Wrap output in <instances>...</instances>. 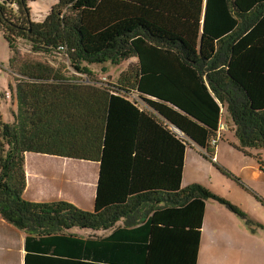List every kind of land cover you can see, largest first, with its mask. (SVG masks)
<instances>
[{
    "label": "trees",
    "instance_id": "trees-1",
    "mask_svg": "<svg viewBox=\"0 0 264 264\" xmlns=\"http://www.w3.org/2000/svg\"><path fill=\"white\" fill-rule=\"evenodd\" d=\"M30 1L0 0L17 100L0 114V263L197 264L207 203L246 216L181 188L185 154L222 172L224 112L237 151H264V0H58L40 22ZM19 42L67 66L19 59ZM134 60L94 83L93 65ZM30 156L97 164L92 211L23 199Z\"/></svg>",
    "mask_w": 264,
    "mask_h": 264
},
{
    "label": "rangeland",
    "instance_id": "rangeland-1",
    "mask_svg": "<svg viewBox=\"0 0 264 264\" xmlns=\"http://www.w3.org/2000/svg\"><path fill=\"white\" fill-rule=\"evenodd\" d=\"M58 0H34L28 2V8L30 9L29 15L33 22H40L42 21L45 16L50 12V10L57 4ZM18 51H19V59L24 57H30L31 59L41 61L44 63H48L52 65L53 67H60L64 68V66H67V61L64 57H45L41 54H33L30 51V48L26 43L19 42L18 43ZM10 57V50L8 47V44L5 42V40L2 37V34L0 33V114L3 117V120L5 123H11L14 120V115H17V100L15 96V88L11 87L10 85V73L8 69V61ZM137 63L136 60L133 62L126 61L121 63L119 66H112L109 63H105L102 65H93L92 71L93 73V81L95 84L100 83L101 81L105 80L106 84H113L118 79V76L121 72L126 71L129 66L132 64ZM67 70L71 71L69 67H67ZM104 82V83H105ZM8 96V98H7ZM221 122L229 127L227 124V118L226 113H223ZM229 129H231L229 127ZM228 133H233L231 130ZM234 135V134H233ZM223 140L220 141L222 143ZM191 148H193V145H191ZM190 148V149H191ZM251 153L254 154H260L261 157L264 159V151H251ZM237 152H233L230 157L225 161V165L228 168H224L221 165H219L216 160V164L221 168L222 172L219 171L216 166L213 167L214 173L217 175L213 177V184L208 186H201L205 188L207 191H209L211 194L221 197L227 202L229 200H233L235 202L240 201L243 206H236L238 210L246 216V219L240 218L236 215H234L232 212H230L226 207L220 208L223 213H226L230 217H232L230 221L229 228L234 231L244 230L247 235L250 233L252 234L254 230L258 231L259 235H262L264 237V230L259 228L258 223L255 221L253 216L256 218V220H263L264 221V207L255 199L250 196V194L246 193L247 191L240 187L236 180H234L230 175H232L234 178L239 179L233 172L230 170H233L235 172H239L238 166H239V156ZM241 159H244L243 161L246 163H253L256 165V160L250 158H244L243 156H240ZM29 159L32 161L33 165L35 166H44L47 164L51 158H42L40 156H30ZM61 166L65 167L66 163H61ZM35 171L32 172V165H31V171H28V175L30 176V185L34 188L35 191H42L44 193L49 194L50 196L56 195L60 196L61 198L67 199L72 198L71 200L74 203H71L75 206H78V209H82L85 211H90L92 209L93 201L91 200L90 203L87 202L89 192L91 188L94 185L95 178L92 175V172H88L85 168H79V167H70L68 169V172L60 173L58 176V173H55L54 171H51L48 174H42L39 176L40 181L36 183L34 181V173L38 171V168L34 169ZM230 174V175H229ZM86 175L87 178L83 179V176ZM209 181V178H205ZM82 181L81 186H76L77 190L74 189L72 193H70L67 189H65L66 186L70 185L74 181ZM245 182L247 185L256 188L264 195V176H260L259 179H257V182L253 179H251L250 175H245ZM182 183V182H181ZM210 184V183H209ZM188 185H181V188H186ZM90 189V190H89ZM33 190H30L28 194H32ZM76 196L74 197L71 196ZM224 196V197H222ZM264 200V197H262ZM212 205H215V202H210ZM230 203V202H229ZM217 204V203H216ZM232 204V203H230ZM233 205V204H232ZM235 206V205H234ZM224 207V206H223ZM226 209V210H225ZM229 211V212H228ZM250 221L252 223L251 226L248 225V222ZM249 239L245 242L247 248L251 247V243L249 242ZM264 240V238H263ZM234 241L236 243V246H233V250L230 251L228 261L230 264H251V258L254 256L250 254L248 251L241 254L239 251V246L243 245L242 240L235 235ZM264 242V241H263ZM254 247V246H253ZM251 252H254L253 248H250ZM202 253L206 254V240L203 241L202 246ZM205 262V256L202 257V261L200 264H204Z\"/></svg>",
    "mask_w": 264,
    "mask_h": 264
},
{
    "label": "crops",
    "instance_id": "crops-1",
    "mask_svg": "<svg viewBox=\"0 0 264 264\" xmlns=\"http://www.w3.org/2000/svg\"><path fill=\"white\" fill-rule=\"evenodd\" d=\"M231 129H228L227 132L223 134V137L221 140H223L222 143L220 141L217 145L213 146L214 150V161L221 165L222 167L228 168L224 163L225 161L230 157V155L233 152H237L240 154V156H243L244 158H250V160L255 159L256 165L253 163H246L241 159L239 156V166L238 170L239 172H235L233 170H230L233 172L239 179H238V185L245 189L252 198H255L254 195H257L259 197H264V195L257 190L256 188H253L246 184L245 182V175H250L251 179L255 180L257 182V179L260 178V176H264V171H260V167L258 163L264 164V159L261 157L260 154H254L249 153L250 156H244L242 153L237 151L235 149V146H237V140L234 138L233 133L230 132ZM257 157H260V160L258 162ZM66 163V166L63 167L60 164ZM31 165H32V172L35 171V168H38V171L34 173V181L38 183L40 180L36 179L39 178L42 174H48L51 171H54L55 173H58V176L60 173L68 172V169L70 167H79V168H85L88 172H92L94 180V185L91 188L87 202L90 203L94 196V191L97 183L98 178V165L93 163H86V162H78L73 161L69 159H62V158H51L50 161L45 164L44 166H35L33 165L32 161L27 159L25 163V175H26V188L23 195V199L31 202H56V201H66L69 203H74L71 199L72 198H61L60 196L52 195L50 196L47 193H44L42 191H35L34 188L30 185V176L28 175V171H31ZM213 165L207 161L201 154L200 150L196 148V146H193V148H189L186 151L185 154V161H184V169L182 174V183L181 185H188L187 187H190L192 185H202V186H208L212 185L213 177H215L217 174L214 173ZM209 178V181L205 178ZM87 176L84 175L83 179H86ZM82 181H74L70 185L66 186L64 190H68L70 193L76 191V186H81ZM210 183V184H209ZM30 190H33L32 194H28ZM76 198V196H71ZM224 197V196H222ZM225 198V197H224ZM227 199V198H225ZM256 199V198H255ZM230 203L236 206H243L240 201L235 202L233 200L227 199ZM212 205V203L206 204V210H205V216L202 224L201 229V241H200V248L198 253V259L197 264H200L202 261V257L205 256V262L204 264H230L228 261V257L230 254V251L233 250V246H236V243L234 241V236L237 235L243 242V245L239 246V251L242 254L245 252H249L250 254L254 255L251 258V264H264V240L262 235L258 234L257 230L252 229L253 233L247 235L244 230L234 231L229 228V223L232 219L229 215L226 213H223L220 208H225L220 204ZM78 207V206H77ZM93 208V207H92ZM226 210V209H225ZM92 209L90 210V212ZM229 212V211H228ZM255 221L258 223V227L264 230V221L263 220H256V218L253 216ZM249 239V242L251 243V247L247 248L245 242ZM206 240V254L204 255L202 253V246L203 241ZM254 246V247H253ZM1 248V246H0ZM250 248H253L255 250L254 252L250 251ZM244 257V254H242ZM1 260V258H0ZM2 264V263H0Z\"/></svg>",
    "mask_w": 264,
    "mask_h": 264
},
{
    "label": "built area",
    "instance_id": "built-area-1",
    "mask_svg": "<svg viewBox=\"0 0 264 264\" xmlns=\"http://www.w3.org/2000/svg\"><path fill=\"white\" fill-rule=\"evenodd\" d=\"M79 77H81V76L79 75ZM82 78H84V77L82 76ZM104 82H105V80L101 81V82L98 83V84H103ZM7 98H8V96H7ZM228 129H229V127H228L227 125L223 124L222 122L220 123V125H219V127H218V129H217V138L213 139V140L210 142V147H211V148H212L213 146L217 145V140H218L219 135L224 134L225 132L228 131ZM188 142H190V141H188Z\"/></svg>",
    "mask_w": 264,
    "mask_h": 264
},
{
    "label": "water",
    "instance_id": "water-1",
    "mask_svg": "<svg viewBox=\"0 0 264 264\" xmlns=\"http://www.w3.org/2000/svg\"><path fill=\"white\" fill-rule=\"evenodd\" d=\"M191 145L195 146L194 144L191 143Z\"/></svg>",
    "mask_w": 264,
    "mask_h": 264
}]
</instances>
